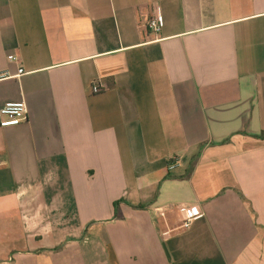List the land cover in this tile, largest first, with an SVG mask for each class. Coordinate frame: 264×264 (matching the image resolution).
Returning a JSON list of instances; mask_svg holds the SVG:
<instances>
[{
    "label": "crops",
    "instance_id": "1",
    "mask_svg": "<svg viewBox=\"0 0 264 264\" xmlns=\"http://www.w3.org/2000/svg\"><path fill=\"white\" fill-rule=\"evenodd\" d=\"M8 101L0 264H264V0H0Z\"/></svg>",
    "mask_w": 264,
    "mask_h": 264
},
{
    "label": "built area",
    "instance_id": "2",
    "mask_svg": "<svg viewBox=\"0 0 264 264\" xmlns=\"http://www.w3.org/2000/svg\"><path fill=\"white\" fill-rule=\"evenodd\" d=\"M163 24L162 15L157 5L153 6L152 13L147 17L144 26L153 34H158ZM9 59L17 61L16 55L8 56ZM24 73L22 67H18V75ZM92 92H99L100 85L96 80L91 85ZM26 104L24 101H8L0 107V126L17 125L26 120ZM179 164L178 159L174 156L168 161L167 168L173 169ZM182 211V227H187L190 221L202 214L197 206H183Z\"/></svg>",
    "mask_w": 264,
    "mask_h": 264
}]
</instances>
